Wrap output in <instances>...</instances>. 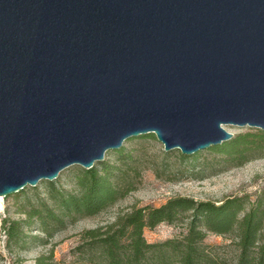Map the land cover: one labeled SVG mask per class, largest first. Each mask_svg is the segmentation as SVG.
<instances>
[{
  "label": "water",
  "instance_id": "water-1",
  "mask_svg": "<svg viewBox=\"0 0 264 264\" xmlns=\"http://www.w3.org/2000/svg\"><path fill=\"white\" fill-rule=\"evenodd\" d=\"M227 126L264 131V0H0V198Z\"/></svg>",
  "mask_w": 264,
  "mask_h": 264
},
{
  "label": "trees",
  "instance_id": "trees-1",
  "mask_svg": "<svg viewBox=\"0 0 264 264\" xmlns=\"http://www.w3.org/2000/svg\"><path fill=\"white\" fill-rule=\"evenodd\" d=\"M252 149H264L263 132L236 137L209 152L237 156L236 161L242 164L244 155ZM112 154L115 163L99 162L89 170L80 168L70 191L53 182L45 183L42 195L34 188L35 196L29 201L25 219L3 221L6 245H20L26 237L25 229L33 227L43 237L51 238L78 218L96 216L133 192L126 168L132 159L124 148ZM200 154H181L180 158L195 162ZM178 223L186 226V234L180 238L148 243L144 237L145 229ZM263 232L264 194L254 203L233 198L219 206L178 197L158 208L134 205L114 222L83 231L79 244L71 251L75 258L72 264H221L225 260L217 249L204 243L208 234L232 237L231 245L236 248L234 264H264ZM41 239L30 236L34 242Z\"/></svg>",
  "mask_w": 264,
  "mask_h": 264
},
{
  "label": "rangeland",
  "instance_id": "rangeland-1",
  "mask_svg": "<svg viewBox=\"0 0 264 264\" xmlns=\"http://www.w3.org/2000/svg\"><path fill=\"white\" fill-rule=\"evenodd\" d=\"M225 130L232 134V139L264 133L249 127L227 126ZM122 148L132 159V164L126 163L129 165L126 168L134 191L96 216L78 218L51 238L43 237L33 227L25 229L23 243L8 247L2 232L4 220L25 219L24 213L30 208L29 201L35 196L33 189L37 188L42 195L45 183L49 181H42L36 187H26L18 194L0 198V264H72L75 258L71 251L79 244L83 231L114 222L121 212L134 205L158 208L171 199L182 197L219 206L233 198H246L248 202L254 203L264 194V149H252L244 155L245 159L240 164L236 161L237 156H220L209 152L210 149L199 152L201 154L195 162L183 160L179 150L165 152L163 145L153 135L130 139ZM115 161V155L108 152L102 162ZM80 168L72 166L51 182L70 191ZM185 234L186 226L182 223L160 224L154 229L144 230L148 243L180 238ZM30 236H40L42 241H31ZM231 241V236L208 234L204 243L217 249L220 258L225 260L221 264H234L236 248L231 245Z\"/></svg>",
  "mask_w": 264,
  "mask_h": 264
}]
</instances>
